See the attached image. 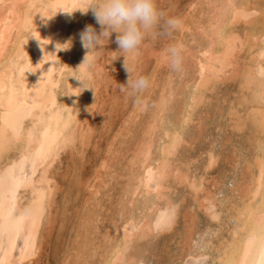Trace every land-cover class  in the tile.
Listing matches in <instances>:
<instances>
[{
    "label": "bare ground",
    "instance_id": "bare-ground-1",
    "mask_svg": "<svg viewBox=\"0 0 264 264\" xmlns=\"http://www.w3.org/2000/svg\"><path fill=\"white\" fill-rule=\"evenodd\" d=\"M80 1L0 0V198L7 194L9 196L10 194L11 204L5 210L6 214L8 215L10 211L15 209L18 212L17 217H12V215L6 216L7 218L3 220L0 227V232L6 233L10 241L17 232H20L23 238L22 241L26 244L25 248L28 251L24 249L25 253L27 252V255L25 254L24 257L30 258L28 261L32 264H37L41 259L44 253L41 254L43 248H50L54 251L53 253L57 254V246L60 245L61 247V241L58 239L61 236V229L64 226V221L76 209L75 202L78 199L80 191L84 187L91 189V186L95 190L91 189V192L89 191L90 194H95L93 192L98 191V184H91L93 180L90 177L79 173L78 170H81L84 165L82 163L77 166L74 158L75 153H79L80 157L83 156L85 147L89 144L91 133L94 131V129L92 132L90 131L93 123L90 124V121L83 123L84 121L81 116L84 105L88 102L90 104L92 101L87 87L90 84L86 83L87 85H82V83H77L73 78L69 77L62 84L68 94L67 96L65 95L67 99L59 101L56 92V88H58L60 83L59 75L63 71L72 73L75 70L82 77L90 74L89 70L86 72L83 65H80L87 50L82 47L79 34L88 25H91L95 29L96 27L92 18L88 19L86 17V12H83L86 8L80 5ZM85 1L81 2L84 3ZM204 1H206L205 4H208L205 10L207 14L201 20H193L192 18L196 14L192 15L189 11V20L185 16V18L183 17L184 19H178L180 21L178 29L182 33L183 31H189L192 35L200 36L198 38H201V40L197 38V42L201 41L198 44L199 48L194 51V49L184 46L182 42L183 35L175 41V43L184 46L185 62L183 69H188L197 75L193 74V76L189 77L186 83H191L186 85L187 88H184V91L178 90L179 93L182 91L181 96H184V100H182V105H179V109L177 106L178 111L171 120L164 122L165 118L163 119L162 114H157L158 121H155L158 124L156 123L155 127L159 129V135L156 138L158 143L154 142V138L146 137V139H142V136L135 156L133 155L134 153L132 154L134 157L133 165H135L134 163H139L141 172L136 171L135 168L137 166L135 168L132 167V170L135 169V172L138 173L134 172L128 175H131V180L137 179V182L136 185L134 183V186L133 183H130L127 192L131 196L139 192L145 197L144 207L146 210H144V213H146L141 218L135 212V208L133 211L135 213L131 211L132 205L130 210H126L125 204H123V209L128 213L122 215L118 220L117 218H113L112 221L115 219V222H118L117 225L115 223L116 227L113 226L115 230L111 232V235L112 233L114 234L109 237L110 244L106 245L107 247L103 246L104 243L101 245L106 249L104 253L103 251L102 253L100 252L102 258L101 260L99 259V262L95 261V263L97 262L96 264H137L138 255L135 254L137 260L134 259L135 255H133L132 249L128 248V251L133 256L129 252L130 255L125 254L127 243L138 234L136 230L141 227L143 233H146L155 227H158L161 231L172 228L175 202L173 203L166 196L167 193L165 194L164 190L168 188L166 185L167 180L171 182L169 180L170 177L178 182H183L186 180L188 174L187 172L185 175L186 168L182 170L181 166H178L179 162L178 164L174 163L178 158V149L182 147L180 145H182L184 140V127L185 125L188 126L192 121V117H194L193 113L204 101L206 91L210 89V86L216 80L220 81L222 79H231L237 84L236 94L229 101V106L227 104L228 107H225L226 114L229 116L228 127L241 136L242 148L245 147L243 142L246 143L247 146L245 148L247 149V154L250 156L246 158L241 153L238 158V154L240 153L237 154L233 147L231 149L232 152L230 153L229 151L230 154L225 157V161L232 164L235 169L237 166L239 167L238 177L235 178L234 184L231 183L230 192L221 196L220 199L214 198V196L210 198L211 192L208 191L205 194L203 193V196H199L198 193L202 189H200L201 185L193 181L189 183L190 188L194 192V200L197 202L194 205H198L200 210L201 208L204 209L206 212V215H204L207 216L209 223H206L208 225L204 232L201 230L204 233L203 235H200L201 231L197 229L200 233L198 234L197 232L196 234L200 236H198V240H194L193 234L196 232L194 231L196 230L194 229L195 227L192 225L194 218L188 213L185 215L187 220L191 216L193 221L189 219L191 224H187L183 230V232L185 231L182 233L184 234L183 247H185V250H183L186 252V257L194 260L209 258L213 264H264V0H198L196 1V5L203 4ZM75 9L78 10V13L72 18V13ZM202 9H200L201 12ZM205 13L203 10V14ZM198 14L196 18L199 17ZM170 17L178 18L174 13ZM239 24H242L241 27ZM69 39H71L70 48L67 50L60 49L66 45L62 46L59 44H65ZM175 43H171V45ZM76 45L81 47L82 55L76 64L74 63V69L72 67V56L74 55V47ZM148 52L156 57L157 62L164 64L160 51H158L160 53L155 50ZM166 93L168 94V92ZM159 102L157 108L158 112L161 113L166 110V103L168 104V102L162 100ZM217 121L220 120L217 119ZM200 122L201 119H199ZM127 129L128 127H120L118 132L116 130L117 133L114 134L111 141L108 142L106 157L102 159L100 165L98 164L99 166L95 169L94 179L101 178L104 174L102 168L106 169L109 167V161L111 160L109 156L116 152L114 142H116L117 136L122 134L123 131L128 132L130 130ZM149 131L146 129L145 133H149ZM228 139L229 135L224 139L225 142ZM152 140L155 144L157 143L155 146L156 153L151 149ZM76 143L79 144L80 149L76 147ZM66 151H69L71 154L69 159L71 161L68 162L73 164L72 170L74 173L70 179L71 188H65L64 191L66 193L64 197H61L60 201H56L57 197L55 198V196L61 188L55 176L56 173L51 167H53V164L59 159L60 155ZM207 152L209 154L207 163L203 164V166L206 165L204 169H209L216 162H219L217 154L215 155L209 150ZM152 153L155 154L154 157L151 156ZM175 156H177L176 159H174ZM222 157L219 158L222 160L224 158ZM26 162H28L29 168L28 177L15 183L14 175L12 176L14 168L18 170L22 169ZM218 177L220 178V176ZM100 180L103 181L102 178ZM223 182L222 179H216L214 185L217 186L219 184L217 186L219 189L221 188L220 184H224ZM167 195L170 194L168 193ZM91 196L88 195L83 199L82 205L86 204L89 199H92L93 197L91 198ZM97 199L96 201L98 202L99 199ZM124 200L123 202H125ZM129 201L127 202L129 203ZM205 201H208V203H205ZM134 202H136V199L132 198L131 203ZM137 202L136 204L139 203ZM215 203H218V207L224 212L226 218H222L221 212L217 211ZM94 205L91 206L90 204L93 208L95 207ZM194 209L193 212L196 213L197 211H194ZM189 210L191 211V208H188L187 212ZM152 211L154 212V216H151L153 214L151 213ZM2 212L3 210L0 206V214ZM138 212L140 213L141 210ZM90 214L84 216L82 213L84 221L82 220V222L81 218L79 220L83 223L84 228L82 226L78 228V224L77 228L79 230L88 229V233L92 232L90 229L93 226L91 227V224H89L92 219V214ZM134 214H137L136 217L139 218H136L137 221L141 219L139 221L141 222L140 227H138L139 222H136ZM96 217H98L97 214ZM198 217L196 218L198 219ZM212 222L215 223L213 225H217V228L211 227ZM56 225H58V231H56L54 240H52V232L56 228ZM113 227L110 228L113 229ZM77 232L78 230L76 229L75 234ZM84 233L87 234V232H82V235ZM173 233L175 234L176 232ZM85 234L84 236L81 235L82 241H80V244L78 241L74 242L75 244L76 242L78 243L76 251L70 249L72 254L73 250L75 251L74 256L71 254L73 257L72 264H86L82 260L85 258L86 261V257L90 256L87 252L92 246L90 245L88 236L85 237ZM174 234H171L173 238H175ZM177 234L179 233H176V237L178 236ZM181 236L179 237L181 238ZM2 237L4 238V236ZM141 239L143 240V238ZM4 242H6V239ZM136 244L135 246L138 247ZM89 246L91 247L89 248ZM128 246H132V244ZM7 248V255L5 253L6 258L12 253V243H9ZM140 248L138 249L139 252L142 251H140ZM31 250H33L32 253ZM96 259L98 260L97 257ZM170 259L173 258L170 257ZM171 264H174V262Z\"/></svg>",
    "mask_w": 264,
    "mask_h": 264
},
{
    "label": "rangeland",
    "instance_id": "rangeland-1",
    "mask_svg": "<svg viewBox=\"0 0 264 264\" xmlns=\"http://www.w3.org/2000/svg\"><path fill=\"white\" fill-rule=\"evenodd\" d=\"M81 1L83 2V0H81ZM81 1L79 2L80 5H82L83 8H86L85 7V6H87L86 1L84 3H82ZM196 1H198V0H157V6L165 14L166 17H170L174 13L178 16L177 19H179V18L184 19L185 17H187V20H189L190 18L188 16H189V13H191L192 15L196 14L192 18L193 20H196V19L201 20L203 18V16H205L207 14V11H205V10H206V5L208 6V4H205L206 1H204L203 4L202 3L197 4L198 5L197 6ZM201 8H203L202 12L200 11ZM192 9H194V10L191 11ZM203 10H204V13L206 12L205 14H203ZM188 11H189V13H188ZM77 13H78V10H76V9L73 10L72 18L75 17L77 15ZM86 13H85L86 17H88V19L90 17L92 18V21L94 22V25L97 29V32H99L101 26L97 23L92 11L89 9ZM186 13H188V14H186ZM197 14L199 17L196 18ZM201 14H202V16H201ZM181 19H179V20H181ZM239 25L241 27L242 24H239ZM178 28L175 31H172L170 33L165 32L164 29L161 28L160 29L161 34L159 36H157L156 38H152V37L147 38L145 40L144 44L142 45V47L140 48L139 52L135 55L129 56L127 61H126L130 74L127 72V70L124 67V57L123 56L118 57V55H120V53L116 52V51H118V44L116 43V34L115 33H113L112 36L109 38L108 43L104 46V51L99 56L95 65L91 68L92 70L91 69L89 70L90 74L88 76H83V77L79 76L78 73L75 70H73V68L75 67L73 65L76 64V62L78 61V59L82 55V49H80L81 47H79V45L78 46L76 45L74 47V53H73L74 55L72 56V62H73L72 63V67H73L72 70H73V72L71 73V72L63 71L62 74L59 75L60 83L58 85V88H56V92H57V97H58L59 101L63 100V99H67L66 96L68 94L66 93L62 84H63L64 80L69 78V77L73 78V80L77 83H82L81 81H78V80H83L84 85H87L86 83H88V85L90 84L87 87H88V92L90 93L92 101L90 104L88 102L86 105H84L82 112H81V116H82V120L84 121L83 123H86L87 121H90L91 122V123L89 122L90 124L93 123L92 126H94V127L91 126L92 129H90V131L92 132L93 129H94V131L91 133L89 144L85 147L84 153L82 154L84 157L83 156L80 157L79 153H75L74 158L76 160L77 166H78V164L80 165L82 163L84 165V167L81 168V170H78L79 173H81V174L83 173L84 176L87 175L86 177H90L91 180H93V181H91V184H93V183L98 184L97 190L99 192L97 191L98 193L93 192L95 194H92V193L90 194L91 189H93L92 186L90 187L91 189L84 187L80 191V193L78 195V199L75 202L76 209L74 210V212L72 213L71 216L67 217V219L64 221V226L61 229V236L58 238L61 241L60 242L61 247H60V245H58L57 249H56V252L58 255L53 253L54 251L51 250L50 248H48V249L43 248V251L41 252V254L43 252L44 253L42 254L41 259L37 262V264H72V261H73L72 256H74L73 254H75L74 252L76 251V248H77L76 245L78 243L80 244V241H82V237H81L82 232H87V234H90V235H87L84 233L85 237L88 236V239L90 240V243H91V244L90 243L89 244L92 246V247L89 246V248L91 247L90 248L91 250L88 249V252H87V254H90L91 257L90 256L86 257V261L84 258L82 260V262H84L86 264H89V263L93 264V263H95V261L99 262L102 258V255H101L102 251L104 253V251L106 249L104 247H107L106 245L110 244V238L109 237L113 236V234H114V233H112V235H111V232H114L113 230H115V227L118 223L117 221L115 222V219L117 218V220H118L122 215H124L125 213H128L127 211H125V209L130 210L132 208L131 205L133 206L131 211L133 212L134 208H135V210H136L135 212L137 214H139L138 216H140L141 218L146 213V212L144 213V210H146L144 207L145 197L142 196V194H140L139 192H136V195L134 194L133 196H131L127 192L128 188H129V184L133 183V186H134V183L136 185V182H137V179L131 180V178H130L131 175H128V174L134 173L135 169L139 173L141 172V167H140L139 163H134L135 165H133V161H134L133 155L135 156V154L138 150L137 147H139L140 141L143 138L144 139H146V137H150L151 139L154 138V142L158 143V140H156V138L159 135V133H158L159 129H157V127H155L156 123H157L156 121H158V119H157L158 115L162 114L163 119L165 118L163 120L164 122L171 120V118H173L175 116L179 107L182 105V102H183L182 100H184L183 99L184 96H181V94H182L181 92L184 91V88L185 89L187 88L186 85L191 83V82H188V84H187L186 81L189 79V77L193 76V74H194V73L190 72V70H188V69H185L187 71L182 69L184 72L182 70L179 72L173 71L165 63L164 64L162 63L163 64L162 65L159 62H157L156 57L152 56L148 51H152V50L154 51L155 50L157 52L160 51L162 53V50L164 51L168 46L171 45V43H175L177 38L182 37V35H183V37H182L183 45L188 47V48L194 49V51L197 50L199 48L198 44L201 42V41L197 42V38L200 36L199 35H192L191 33H189V31H186V32L183 31V33H182ZM187 37H188V39H187ZM192 38H194L193 41H192ZM198 39L201 40V38H198ZM160 49H162V50H160ZM160 52H158V53H160ZM115 57H118V58L112 60ZM194 75L196 76L197 74L195 73ZM138 76L147 77L151 82L149 88L146 89L144 91V93H142L139 100H137L134 97L128 96L126 94V92L121 91V87H120L121 84H126L128 77H129V79H135ZM218 81L219 80H216L210 86V89L206 91L204 101H203L204 103L202 102L197 107V109H195V112H194L195 114L193 113L194 117H192V121H191L192 123L190 122L188 124V126L185 125V127H184L185 131L183 133L184 134V137H183L184 140L182 142V145H180L182 147H179L178 152H177L178 155L176 153L178 158H177V156L174 157V159L177 158L174 163L178 164V162H179L178 166L180 165L181 166L180 168L182 170L183 169L185 170V168H186V170H185L186 173L185 172L184 173L186 175L188 172V174H190L189 177L187 174L186 180H184L183 182H178V181H176L170 177L169 180H171V182H169L168 180H167V182H169V183L166 182V185L168 186V188H166L167 191H166V189L164 190V193L165 194L169 193L170 195L166 194V196L170 200H172L173 203L175 202L174 203V205H175V213H174L175 219L173 217V223L171 225L172 228L162 230L163 231V233H162V231L158 227L157 228L155 227L153 229H150L146 233H143V230H141V227L139 226L141 224V222H139V221H141V219L137 221V219H139V218L136 217L137 214L136 215L134 214L135 215L134 218H135L136 222H139L138 227H140V228H138V230H136V233L138 232L137 236L133 240L131 239V241H129L127 243V248L125 249V254L127 253V255H130L131 253L128 251V248L132 249L133 255H135V254L138 255L137 256L138 260H137L136 255H135V258L133 257L134 259L137 260V264H142V263L143 264L144 263L145 264H167V263L171 264L172 262H174V264H213L209 258H205V259L200 258L198 260H194V259H191V258L185 256V253H186L184 251L185 247H183L184 246V244H183L184 243V234H182V233L185 232V231L183 232V230L186 228L187 224H191V221L189 219H192V221H193V218H194V222L192 223L193 227H195L194 229H196V230L193 229L194 231H196L193 234L194 240L197 239L198 236H200L201 234L202 235L204 234L203 232L208 225L206 223H209L207 216H205L206 212L204 211V209L201 208V210H200V208H198V205H196V204L194 205V203H197V202L194 200V192L190 188L189 183H191L193 181V182L201 185L200 189L201 188L202 189L198 193L199 196H203L205 194V192L208 191V192H211L209 195L210 198H212L214 196V198L217 197L220 199L221 196H223L224 194L226 195V194H228V192H230V187L232 186V184H234L235 178L238 177V171H239V167L237 166L236 169L233 168L232 164H230L229 162L227 163V161H225V157H227L232 152L231 149H233V148L237 154L240 153V154H238V158H239V155H241V153L246 158H249V156H250L249 154H247L248 152H247V149L245 148L247 146L246 143L243 142V144H245L244 145L245 147L242 148L243 145H242V141H241V139H242L241 136L238 133H236L235 131H232L230 129V127H228V123H229L228 117L229 116L226 114V108L229 106V101L236 94L237 84L235 81H232L231 79L230 80L222 79L219 82ZM176 88H178V89H176ZM169 89H171V90H169ZM178 90L179 91L182 90V91L179 93ZM166 92H168V94ZM164 94H165V96H164ZM166 99H168V100H166ZM158 100L168 102V104L166 103V110L161 112V113L158 112V108H157L158 104L160 103ZM227 104H228V106H227ZM177 106H178V109H177ZM221 108H222V111H221ZM224 110H225V112H224ZM129 114H130V116H129ZM154 117H155V119H154ZM198 118L201 119L200 123H199ZM217 119L220 121H217ZM195 121H196V123H195ZM128 122H130L131 125ZM194 123H195V125H194ZM219 125H220V128H219ZM152 126H154L155 128ZM120 127H128L127 130H129V129L130 130L128 132L123 131L122 134L117 136L116 142H114L116 152H115V154L114 153L112 154L114 156H112V155L109 156L111 158V160L109 161V167L106 169L102 168V170H104L103 171L104 174L102 175L101 178L103 179L104 182L102 180H100V181H102L104 183V185H103V183L99 181V179H101V178L94 179V177H95L94 171L100 165L102 159L106 157V154H107L106 152H107V148H108L107 144H108V142L111 141L114 134H116L118 132V129H120ZM221 127L223 130L221 129ZM146 129L150 130L149 133L150 134L152 133L151 134L152 137L149 133H145ZM116 130H117V132H116ZM228 135H229L230 140L228 139V141L225 142L224 139ZM141 137H142V139H141ZM118 139H119V141H118ZM152 142H153V140H152ZM152 142H151V144H152ZM154 142L151 145V149L154 153H156L155 152V150H156L155 146L157 145V143L155 144ZM228 142H230V143L227 144ZM136 143H138V144H136ZM234 143H235V145H234ZM227 145H229V146L227 147ZM236 146H238V147H236ZM76 147L80 149V146L78 143H76ZM79 149H78V152H79ZM206 149L213 152L215 155L217 154L219 157H221V156L224 157V158L222 157L223 158L222 160H221V158L218 157L219 162L218 163L216 162V164H214V166H211L209 169H204L206 165L203 166V164L207 163L208 154H209V152H207L208 150H206ZM212 149L213 150L215 149V150L213 151ZM218 150H219V153H221V154L218 153ZM239 150H240V152H239ZM229 151H230V153H229ZM154 153H152L151 156L154 157V155H155ZM68 154H70L69 151L62 153L59 157L60 160L58 159L53 164V167H51L53 169V171L57 174V175L55 174V176L58 180L60 188L62 189V190L61 189L58 190V193L55 196V198L57 197L56 201H60L66 193V191H64L65 188L68 189L71 186L70 179L72 178V174L74 172L72 170L73 164L71 162H68V161H71V160H69L71 157V154L70 155H68ZM75 160H74V162H75ZM184 164H186V165L184 166ZM92 165H93V167H92ZM183 166H184V168H183ZM132 167H134V168L136 167V168L134 170H132ZM14 169L15 170L12 172L13 173L12 176L14 175L13 178H14L15 183L20 182L24 178L28 177V174H29L28 162H26L24 164L22 169H19L20 171L17 168H14ZM130 169L132 170V172ZM137 169H139V170H137ZM68 170H70V171H68ZM205 170H207V171H205ZM138 172H135V173H138ZM201 174H203L204 176ZM16 175H17V177H16ZM61 175H63V176L61 177ZM198 175H199V177H198ZM218 176H220V178ZM128 178L130 181L128 180ZM216 179L217 180L222 179L224 181L223 185H222V183L220 184L221 188H219V189L217 187L219 184L217 186L214 185V181ZM201 182L204 184V186ZM99 183H101V184H99ZM100 185H102V186H100ZM93 190H95V189H93ZM214 192H216V193H214ZM87 194L90 196L92 195L91 198L92 197L93 198L89 199V201L86 204L82 205V200L88 196ZM138 195H139V197H138ZM9 196H10V194H9ZM9 196L7 194L6 196L0 198V203H1L0 206L2 207V210H3L2 214H0V227L3 223V220L5 218H7L8 215H12V217L18 216V212L16 211V209L10 211V213L8 215L6 214L5 210L11 204L10 203L11 200H10ZM132 198H135L136 202L139 199V201H138L139 203L137 202L138 204H136V202H134L135 205H137V206H135L134 203H131ZM143 198H144V201H143ZM6 199H8V200H6ZM96 199L98 200V202L96 201ZM123 199H125L124 200L125 202H123ZM3 200H4V202H3ZM92 200H93V202H92ZM127 201H129V203ZM192 202H193V204H192ZM80 203H81V205H80ZM94 203H95V205H94ZM205 203H208V201H205ZM90 204H91V206L94 205L95 207H97V208L94 207L96 210L93 207H91ZM123 204H125V206H124L125 209H123ZM215 204L217 207L216 208L217 211L221 212L222 218L223 219L226 218V216H224V212H222L220 210V208L218 207L219 206L218 203H215ZM87 205H89V207H87ZM138 205H140L141 208ZM189 205H190V207H188V208L189 209L191 208V211L189 210L190 212L189 211L187 212V209H188L187 206H189ZM195 206H197V208H195ZM126 207H128V208H126ZM193 209H194V211H197L196 213L198 214L199 217L196 216L197 214L195 212H193ZM93 210H95L96 212ZM140 210H141V212L139 213L138 211H140ZM123 211H124V213H123ZM135 212H133V213H135ZM82 213L84 216H86L87 214H90V213L92 214L91 218L93 220L91 219L89 224H91L90 226L91 227L93 226L94 229H92L93 227L90 229V231H92L91 233L90 232L88 233V229L87 230L83 229L84 227H83V225H82L83 223H81V221L82 220L84 221V216L82 215ZM151 213H153V214H151V216H154V212L152 211ZM187 213L189 215H192V217H193L192 218L190 216V218H188L189 221L185 217V215H187ZM96 214L98 217H96ZM196 217H198V219ZM68 218H69V220H68ZM80 218H81V221L79 220ZM113 218H115L114 221H112ZM174 220H176V221H174ZM196 220H197V223H196ZM91 221L93 222V225H92ZM78 222H80V223H78ZM112 222H114V223L112 224ZM204 222H205V224H203ZM115 223H116V225H115ZM195 224H198V225H195ZM213 224H215V223L212 222L211 227L213 226V228H217V225H213ZM58 225H56V228L52 232V236H51L52 240H54V236L57 233L56 231H58ZM77 225H78V228H79V226H82L83 228H80V229H83V230H79L77 228ZM109 225H112V226H109ZM96 226H98V227H96ZM113 226H115V227H113ZM110 227H113V229ZM76 229L78 230L77 234H75ZM110 229H112V230H110ZM197 229H198V231L203 230V232L201 231V233H200L197 231ZM157 231H159V232H157ZM106 232L109 234H107ZM173 232L179 233V234H177L178 236L176 237V233L174 234ZM180 232H181V234H180ZM197 232H198V234L200 233V235L196 234ZM84 234L82 236H84ZM171 234H174L175 238H173V236H171ZM181 235H183V236H181ZM0 236H1L0 237V264H32V263H29V261H28L30 258L24 257L25 254L27 255L28 251L25 248L26 244L24 243V241H22L23 238L21 237L20 232H17L11 241L7 238L6 233L0 232ZM2 236H4V238ZM16 236H17V238H16ZM139 236H141V237H139ZM179 236H181L182 239ZM115 237H117V236H115ZM150 237H152V238L150 239ZM170 237H172V238H170ZM1 238H3V239H1ZM141 238H143V240ZM5 239H6L7 244H6V242H4ZM92 239H93V241H92ZM178 239H179V241H178ZM75 241H78V243L76 242V244H75L74 243ZM134 241H136V242L134 243ZM93 242H95V243H93ZM181 242H182V244H181ZM9 243H12V251H11L12 253H10L11 256L9 255L8 258H6L7 256H5V253L7 255V249H8L7 247H8ZM103 243H104V245H103ZM138 243H139V245H138ZM5 244H6V246H5ZM94 244H96V245H94ZM130 244H132V246H128ZM135 244L138 247H136ZM101 245H103L104 247H102ZM133 247L135 248V250L136 249L137 250L135 251ZM139 247H141L140 251L142 250L141 251L142 253L138 251ZM24 249H25V251H27L26 253H25ZM70 249L75 250V251L73 250V254L71 253ZM32 251L33 250H31V253H32ZM69 252H70V255H69ZM97 252H98V254H97ZM71 254H72V256H71ZM87 254H86V256H88ZM133 255L131 254V256H133ZM172 256H174V257H172ZM96 257L98 258V260L96 259ZM141 257H143V258L146 257V258L143 259ZM170 257L173 259L175 258V259L174 260L170 259ZM55 258L59 259V260H56ZM88 261H89V263H88ZM169 262H171V263H169ZM209 262H211V263H209Z\"/></svg>",
    "mask_w": 264,
    "mask_h": 264
},
{
    "label": "clouds",
    "instance_id": "clouds-1",
    "mask_svg": "<svg viewBox=\"0 0 264 264\" xmlns=\"http://www.w3.org/2000/svg\"><path fill=\"white\" fill-rule=\"evenodd\" d=\"M86 5L83 12L90 9L101 26L100 31L97 32L94 27L88 25L79 34L82 47L87 50L80 64L86 72L95 65L113 33L116 34L118 44L116 52L124 57V67L130 74L126 61L129 56L139 52L147 38L159 36L161 28L170 33L180 25L177 18L165 16L158 8L157 0H86ZM59 45H66L60 49L67 50L71 46V39ZM161 55L163 62L173 71L179 72L183 69L185 55L182 44L175 43L168 46ZM78 81L83 85V80ZM149 86L150 80L144 76L135 79L128 77L126 84L120 85L121 91L137 100Z\"/></svg>",
    "mask_w": 264,
    "mask_h": 264
}]
</instances>
